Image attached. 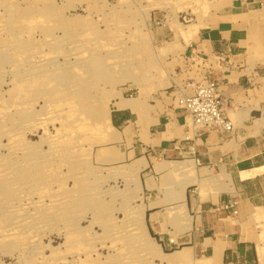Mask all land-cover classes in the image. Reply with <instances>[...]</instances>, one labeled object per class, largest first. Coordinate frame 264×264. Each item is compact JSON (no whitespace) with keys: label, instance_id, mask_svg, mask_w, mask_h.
<instances>
[{"label":"rangeland","instance_id":"374dc122","mask_svg":"<svg viewBox=\"0 0 264 264\" xmlns=\"http://www.w3.org/2000/svg\"><path fill=\"white\" fill-rule=\"evenodd\" d=\"M227 1L0 0V264L201 263L193 249L170 262L146 253L131 229L141 215L161 252L183 246H163L148 231L139 175L97 164L94 152L114 130L125 87H134L126 97L151 89L182 61L185 28ZM158 27L171 30L168 40H158ZM23 210L32 224L19 222Z\"/></svg>","mask_w":264,"mask_h":264},{"label":"crops","instance_id":"0c3cea01","mask_svg":"<svg viewBox=\"0 0 264 264\" xmlns=\"http://www.w3.org/2000/svg\"><path fill=\"white\" fill-rule=\"evenodd\" d=\"M204 22L189 43L181 38L182 61L170 62L151 89L126 97L134 89L128 85L121 96L130 103L119 106L116 98L114 130L94 160L139 175L137 205L161 245L192 247L200 264H264V0L227 1ZM170 35L158 27L159 41ZM206 78L219 85L232 131L203 132L178 107V97ZM192 170L208 182L216 175L217 188L204 196L190 189L198 183L182 188Z\"/></svg>","mask_w":264,"mask_h":264},{"label":"built area","instance_id":"2783aa9c","mask_svg":"<svg viewBox=\"0 0 264 264\" xmlns=\"http://www.w3.org/2000/svg\"><path fill=\"white\" fill-rule=\"evenodd\" d=\"M177 104L188 114L193 127L203 132H229L233 129V122L225 112L226 101L214 79L206 78L192 93L181 94ZM236 205L233 202L228 207L236 213Z\"/></svg>","mask_w":264,"mask_h":264},{"label":"bare ground","instance_id":"6f19581e","mask_svg":"<svg viewBox=\"0 0 264 264\" xmlns=\"http://www.w3.org/2000/svg\"><path fill=\"white\" fill-rule=\"evenodd\" d=\"M134 1V0H133ZM210 2H211V0H209ZM216 1V0H215ZM220 2H222V1H220ZM220 2H218V3H220ZM221 4V3H220ZM219 6H221V5H219ZM200 26L201 25H199L198 23H194V24H192V25H190V26H188V28H185V37L187 38V42H189L192 38H193V36H194V34H196L197 32H198V29L200 28ZM187 44V43H186ZM92 65V64H91ZM93 74H95V73H93ZM124 100L122 101V104L123 105H127L128 103H130V101L127 99V98H123ZM42 142V141H41ZM41 145V144H40ZM39 145V146H40ZM79 147V146H78ZM37 149V148H36ZM36 149H35V151H36ZM82 149V148H81ZM106 149V148H105ZM33 150V149H32ZM103 150V149H102ZM99 151H101V150H99ZM42 152V151H41ZM46 152V151H45ZM38 153V152H37ZM75 153V152H74ZM77 153V152H76ZM100 153V152H99ZM39 154V153H38ZM74 155V154H73ZM39 156H41V155H39ZM42 157V156H41ZM45 157V156H44ZM44 157H42L43 159H44ZM2 158V157H1ZM23 160V159H22ZM26 160V159H25ZM188 160H191V159H188ZM43 161V160H42ZM173 161V160H172ZM183 161V160H182ZM192 161V160H191ZM22 162V161H21ZM137 162H138V159H137ZM136 163V162H135ZM139 163V162H138ZM193 163V162H192ZM22 164V163H21ZM23 164H25V163H23ZM29 164V163H28ZM144 164V163H143ZM167 164V163H166ZM11 165V164H10ZM164 165V164H163ZM188 165V164H187ZM194 165V164H193ZM32 166H33V164H32ZM35 166V165H34ZM39 166H40V164H39ZM165 166V165H164ZM181 166V165H180ZM166 167V166H165ZM184 167V165L182 166V168ZM193 167V166H192ZM8 168H9V166H8ZM7 168V169H8ZM135 168V167H134ZM1 169V168H0ZM3 169V168H2ZM19 169V168H18ZM37 169V168H36ZM4 170V169H3ZM43 170V169H42ZM45 170V169H44ZM176 170V169H175ZM179 170V169H178ZM194 170V169H193ZM192 170V175L190 176V178H185V180H183L182 181V185H181V187L182 188H184L185 186H186V184H188V183H198L200 186L201 185H203L204 184V182L206 181V180H204L203 178H199V177H197V175L198 174H195V172ZM213 170V169H212ZM2 171V170H1ZM41 171V170H40ZM136 171V170H135ZM138 171V170H137ZM186 171V170H185ZM187 171H189V170H187ZM4 172H6V171H4ZM10 172H12V171H10ZM24 172V171H23ZM39 171H37V173H38ZM43 172V171H42ZM190 172V171H189ZM8 173H9V170H8ZM30 173V172H29ZM36 173V172H35ZM40 174V173H39ZM188 174V173H187ZM221 174V173H220ZM22 175V174H21ZM44 175V174H43ZM43 175H42V177H43ZM20 176V175H19ZM201 176V175H200ZM216 176V175H215ZM215 176H211L210 175V178H211V181H213L214 183H216L217 181H218V179L215 177ZM218 176V175H217ZM228 176H230V175H228ZM1 177V176H0ZM23 177V176H22ZM25 177V176H24ZM28 177V176H27ZM27 177H26V179H27ZM41 177V176H40ZM192 177V178H191ZM209 177V176H208ZM219 177V176H218ZM17 178V177H16ZM20 178V177H19ZM29 178V177H28ZM38 178V177H37ZM220 178V177H219ZM227 178V177H226ZM23 179V178H22ZM224 179V178H223ZM9 180V179H8ZM83 180V179H82ZM82 180H80V181H82ZM222 180V179H221ZM22 181H24V180H22ZM96 181H98V180H96ZM95 181V182H96ZM100 181V180H99ZM21 182V181H20ZM30 182V181H29ZM94 182V183H95ZM207 182V181H206ZM210 182V181H209ZM219 182V181H218ZM221 182H223V181H221ZM12 183V182H11ZM26 183V182H25ZM79 183V182H78ZM81 184V183H80ZM92 184V183H91ZM226 184V183H225ZM11 185V184H10ZM12 185H13V183H12ZM19 185V184H18ZM81 185H83V184H81ZM101 185V184H100ZM213 185V184H212ZM4 186V185H3ZM20 186V185H19ZM85 186V185H84ZM94 186V185H93ZM96 186V185H95ZM104 186V185H103ZM211 186V185H210ZM223 186V185H222ZM214 187V186H213ZM2 189H3V187H1ZM9 188V187H8ZM14 188V187H13ZM217 188V187H216ZM23 189V188H22ZM21 189V190H22ZM200 189V188H199ZM220 189V188H219ZM1 190V189H0ZM8 190V189H7ZM14 190V189H13ZM201 190V189H200ZM221 190V189H220ZM231 190V189H230ZM19 192H20V189L18 190ZM105 191V190H104ZM207 191H209V190H207ZM211 191V190H210ZM1 192H3V191H1ZM4 192H5V190H4ZM12 192V191H11ZM26 192V191H25ZM98 192V191H97ZM202 192V191H201ZM200 193V192H199ZM203 193V192H202ZM215 193H217V189H215ZM9 194V193H8ZM201 195V194H200ZM202 196H204L203 194H202ZM27 197V196H26ZM206 197H207V195H206ZM21 198V197H20ZM25 198V197H24ZM205 198V197H204ZM17 199H19V198H17ZM29 199V198H28ZM200 199V198H199ZM10 200V199H9ZM201 200V199H200ZM4 201V200H3ZM10 202V201H9ZM15 203V202H14ZM14 203H11V204H14ZM10 204V205H11ZM18 204V203H17ZM20 205V204H19ZM22 205H24V204H22ZM29 205V204H28ZM12 206V205H11ZM15 206V205H14ZM25 206V205H24ZM16 207V206H15ZM14 207V208H15ZM22 207V206H21ZM26 207H27V205H26ZM18 208V207H17ZM103 208V207H102ZM11 209V208H10ZM24 209V208H23ZM105 209V208H104ZM19 210H21V209H19ZM18 210V211H19ZM11 211V210H10ZM18 211H17V213H18ZM26 211V213L24 212V210H23V213H25V215L22 217V220H20L19 222L20 223H22L21 221H23L24 219H30L31 218V216L30 215H32V213L30 214L29 213V211H27V210H25ZM27 212L30 214V215H28L27 214ZM13 213V212H12ZM14 213H16V212H14ZM111 213V212H110ZM109 212H108V214H110ZM19 214V213H18ZM106 214V213H105ZM22 216V215H21ZM105 216V215H104ZM110 216H111V214H110ZM37 217V216H36ZM41 218V217H40ZM108 218V217H107ZM248 218V217H247ZM16 219H18L17 218V215H16ZM21 219V218H20ZM110 219H111V217H110ZM105 220V219H104ZM114 220V219H113ZM113 220H112V222H113ZM17 221V220H16ZM32 221H36V220H32ZM25 222V221H24ZM27 222V221H26ZM30 222H31V219H30ZM29 222V223H30ZM39 222H40V220H39ZM72 222H73V220H72ZM76 222V221H75ZM107 222V221H106ZM28 222H27V224H29ZM26 224V223H25ZM31 224H32V222H31ZM36 224H38V223H36ZM35 224V225H36ZM73 224V223H72ZM105 224V223H104ZM248 224V223H247ZM13 225V224H12ZM18 225H19V223H18ZM106 225V224H105ZM109 225V224H108ZM130 226H131V224H129ZM128 225V226H129ZM133 225V224H132ZM136 225V226H135ZM245 224H243V226H244ZM38 225H36V227H37ZM91 226V225H90ZM134 226V227H133ZM133 226H131V229L133 230V229H137V230H139L140 232L139 233H141L140 235L142 236L141 238H142V240H143V243L145 244V243H147L148 245V249L146 250V253H150V256L151 257H160L162 260H164V261H172V260H174V259H182V258H184V254H186V252H188L190 249H193L192 247H183V248H180L179 250H176L174 253H172V254H170V253H165V252H161V250H160V247L158 246V245H156L151 239H150V237L148 236V234H147V232H146V230H145V223H144V219H143V217H142V215H141V217L136 221V222H134V225ZM6 227V226H5ZM126 227V226H125ZM133 227V228H132ZM246 227H247V225H246ZM7 228V227H6ZM10 228H11V226H10ZM105 228V227H104ZM128 228V227H127ZM75 229V228H74ZM77 229H78V227H77ZM124 229V228H123ZM130 229V228H129ZM130 229V230H131ZM5 231L7 230V229H4ZM11 230H12V228H11ZM11 230H10V233H11ZM71 230V229H70ZM73 230V229H72ZM121 230V229H120ZM137 230L136 231H134V232H137ZM2 231V230H1ZM14 231V230H13ZM12 231V232H13ZM4 232V231H3ZM24 232V231H23ZM8 234V233H7ZM71 234V233H70ZM77 234V233H76ZM86 234V233H85ZM10 235V234H9ZM13 235V234H12ZM74 235V234H73ZM78 235H80V234H78ZM139 235V236H140ZM84 237V236H83ZM94 237V236H93ZM259 238V237H258ZM33 239V238H32ZM35 240V239H34ZM38 241H39V239H38ZM28 242V241H27ZM31 243H33V242H31ZM263 244V243H262ZM264 245V244H263ZM39 246V245H38ZM261 249H263V248H261ZM259 250V249H258ZM221 255H222V253H221ZM211 258V260H213L214 261V259H215V256L214 257H210ZM214 258V259H213ZM192 260H194V261H197V259H192ZM216 260H218V262H219V259L216 257ZM215 260V262H217ZM175 261V260H174ZM213 261H211V262H213ZM168 262V263H169ZM217 262V263H218ZM198 263V262H197ZM196 263V264H197ZM263 263V262H262ZM192 264H195V263H192Z\"/></svg>","mask_w":264,"mask_h":264}]
</instances>
